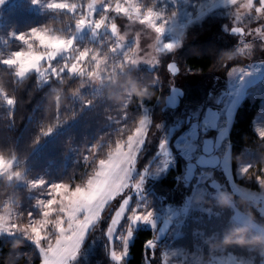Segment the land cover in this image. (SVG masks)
<instances>
[{
  "label": "rangeland",
  "instance_id": "obj_1",
  "mask_svg": "<svg viewBox=\"0 0 264 264\" xmlns=\"http://www.w3.org/2000/svg\"><path fill=\"white\" fill-rule=\"evenodd\" d=\"M11 1L0 0V18ZM84 1L34 0L33 7L38 12L55 9L77 13L78 22L72 28L75 30L67 29L61 33L38 27L28 34L14 32L11 39L17 40L22 47L8 53L0 60V65L14 68L17 78L20 79L34 72L42 85L65 73L72 79L82 78L83 82L78 89L86 88L85 93L88 96L96 92L100 94L97 97L100 103H111L113 106L112 109L108 106L104 109V112L113 114L112 123L107 126L110 136L115 138V132H120L117 134L116 145L104 157H97V169L92 176L78 184L64 179L53 180L43 174L29 177L26 170L19 168L22 162L16 156L0 155L11 162V167L0 172V177L10 174L11 180H17L19 189L28 185L40 190L38 205L41 212L38 218L32 215L29 223L21 229L23 236L29 238L27 241L34 245L29 227L46 220L47 239L41 242L40 247L47 250L59 238V227H63V234L70 238L72 233L69 227L73 222L79 225L87 221L79 253L69 264H109L113 263L109 257L116 241L122 240L125 244L130 239L128 232L133 231L131 245L135 230L151 227L145 222L137 227L126 217L136 214V209H140L139 215H146L151 211L154 216H159L161 208L170 205L174 226L166 242L156 245L153 240L156 256L152 258L149 254L147 258L151 264L153 261L158 262V253L161 254L162 248L165 264H255V257L252 255H242L215 244L212 248L188 251L175 244L174 237L181 233L184 218L190 209L202 208L209 194L213 196L210 202L214 201L216 205L223 199L230 201L235 208L232 212L233 220L247 228L258 230L264 237V226L251 213L239 209L235 205L237 201L234 200L237 198L234 195H239L254 204L264 215V179H261L264 177V170L252 171L249 165L243 163L233 166L229 139L238 107L246 98L250 86L264 79V11H257L261 7L259 0H236V3L232 0H87L85 10H82ZM60 3L67 7H48L49 4ZM118 8L124 11H117ZM149 11L157 14L153 23L162 27V32L157 33L151 23L140 22ZM81 20L85 21L83 25L79 24ZM98 23L99 28L96 26ZM235 26L243 27L245 34H231V29ZM34 31L46 32L50 37H59L72 43L68 47L60 48H55L51 43L42 45L38 39L32 37ZM21 35L25 37L24 40L17 39ZM5 37L0 38V45L8 44L9 40L6 41ZM206 40L222 46L216 57L219 68L210 76H197V83L203 87V93L193 96L189 94L187 87L188 81H196L195 73L185 65L184 59ZM168 44L173 47L168 49ZM19 52L31 53L24 58L30 67L23 73L18 65L3 63L13 59L14 54ZM82 54L86 55L81 58ZM170 58L181 67L180 75L174 79L169 77ZM73 68L76 70L73 71ZM1 83L0 79V96L8 103L11 99L4 92ZM173 85L183 87L185 97L178 109L164 111L165 98ZM220 94H225L224 107L220 111L223 113L225 108L230 111L229 119L222 124L225 139L216 147L217 153L222 157V164L218 170L200 169L205 178L215 181L219 187L215 190L197 189L195 184L191 187L179 184L175 190L177 192L173 194L176 197L179 194L180 201H183V207L178 208L174 201L152 190L153 183L168 172L161 175L163 158L157 161L155 154L158 144L164 138L163 125H171L178 119H195L198 116L202 118V109L216 107L214 101ZM32 123L38 130L44 128L43 118L38 113L33 116ZM255 127L259 135L264 133V116L256 118ZM56 129L57 127L51 128V132L48 130L47 137H54L59 131ZM188 131L189 125L185 123L172 139L175 140L176 136ZM208 135L216 136V132L210 131ZM141 143L143 148L140 147ZM86 157L87 155L85 159ZM73 161L77 160L72 155V163ZM37 184L40 186L37 187ZM57 185L65 186L72 193L79 189L82 194L80 199L86 201L87 207H81L69 219L72 215L69 208L71 194L61 190L57 195L53 191ZM53 200L56 201L55 204L51 208L47 207ZM125 200H128V204L121 203ZM45 212L49 215L45 216ZM16 213V207L10 203L0 213L4 224L0 235H15L14 229L17 227L13 226L17 224ZM159 225L156 223L152 228L157 232ZM231 242L233 244L234 241ZM123 247L118 246L116 252H122ZM210 248L211 254L207 257L205 252ZM36 249L40 252V248ZM129 256L130 247L127 258ZM260 264H264V257Z\"/></svg>",
  "mask_w": 264,
  "mask_h": 264
},
{
  "label": "trees",
  "instance_id": "obj_2",
  "mask_svg": "<svg viewBox=\"0 0 264 264\" xmlns=\"http://www.w3.org/2000/svg\"><path fill=\"white\" fill-rule=\"evenodd\" d=\"M33 1L12 0L10 6L2 11L0 38L6 36L4 39L9 42L5 46L0 45L1 61L12 50H19L22 47L17 40L11 39L14 32L28 34L38 27L61 33L67 29L75 30L72 28L78 22L77 13L55 9L38 12L33 7ZM86 3L87 0L84 1L82 10H85ZM212 42L206 40L184 59L185 65L195 73V79L198 75L210 76L219 68L216 57L220 54L222 46ZM0 79L1 87L13 101L12 104L6 103L0 96V155L16 156L22 162L19 168L26 170L27 176L32 178L43 174L53 180L64 179L78 184L92 176L97 169V157H104L116 145L117 134L120 132L117 130L116 137L112 138L107 128L112 123L113 114L104 112V109L105 106L112 109V104L100 103L97 100L100 94L96 92L88 96L85 93L86 88L78 89L83 79L80 77L72 79L68 73L42 85L34 72L20 79L17 78L14 68L0 65ZM188 84L190 95L200 96L203 93V87L197 83V79L193 82L188 81ZM263 105L264 79L250 86L246 98L238 107L229 136L233 166L243 163L249 165L252 171L264 170V138H258L260 135L255 127L256 118L264 116ZM170 110L172 109H167ZM36 113L43 118L44 128L41 130L32 123ZM55 127L59 131L54 137L48 138L47 131ZM72 155L77 160L73 163ZM184 169L185 161L178 154L172 168L156 180L152 188L153 191L174 201L178 208L183 207V201H180L179 194L177 197L173 195L177 192L175 190L182 183L189 187L182 178ZM216 176L224 181L218 173ZM11 179L10 174L0 177L2 182L0 213L8 203L16 207L17 229H14L13 236L0 235V264H42L39 250L27 241L29 238L24 237L21 232L32 215L37 217L41 212L38 205L40 190L30 188L28 185L19 189L17 180ZM210 196L211 194L207 195L202 208L190 209L180 229L181 235L174 237V243L188 251L212 248L215 244L242 255L248 253L255 257V264H260L264 257V244L255 241L264 240L261 232L233 220L232 212L235 208L230 201L219 200L220 204L216 205L214 201L210 202V198L213 197ZM234 196L237 197L234 198L237 201L235 205L242 211L251 213L264 226V215L257 207L239 195ZM155 235L156 230L152 227L135 230V237L130 245V256L125 260V264H146L150 255H145V241L149 238L154 240ZM226 240L229 242L226 243ZM231 241H234L233 244ZM113 246L112 248L109 246L110 251L118 246H124V241L118 240ZM211 248L209 251L206 249L207 257L211 254ZM162 251L163 248L161 253ZM158 258V262L153 261L152 264H161L159 253Z\"/></svg>",
  "mask_w": 264,
  "mask_h": 264
},
{
  "label": "snow or ice",
  "instance_id": "obj_3",
  "mask_svg": "<svg viewBox=\"0 0 264 264\" xmlns=\"http://www.w3.org/2000/svg\"><path fill=\"white\" fill-rule=\"evenodd\" d=\"M233 3H236V0H232ZM255 2V0H253ZM260 8L257 11H264V0H259ZM49 8H57L64 9L67 7L66 4H49ZM117 11H124L123 9H117ZM157 19V14L153 11H149L147 15L141 20V23H151L152 27L155 28L157 33L162 32L164 29L162 27L157 26L153 21ZM85 21L81 20L79 22L80 25H83ZM102 23V22H101ZM97 28L100 27L98 23ZM32 37L38 39L42 45L51 43L55 48L60 47H68L72 43L71 41H63L59 37H50L46 32H33ZM19 40H24V36L17 37ZM182 46V43H181ZM168 49L173 47L172 44L166 45ZM31 53H15L13 59L3 61L6 65L16 64L19 66L21 73L26 71L30 65L25 62V57L30 56ZM86 54H82V57ZM171 54L169 53V56ZM33 59H38V57H33ZM169 65L173 66V69H169V77L174 79L176 75H179V66L176 65L175 61L171 58L169 59ZM73 71L76 69L73 68ZM183 95L182 89H178L176 85H173L169 88V107L176 108L178 106L179 97ZM224 95L220 94L215 101L214 104L216 107L209 106L203 111V117H196L195 119L184 118L183 120L174 121L171 125H163L165 129L164 138L158 144L156 149V159L157 161H161L163 166V175L167 171H169L173 164L176 162L177 154L185 161V170L183 173V180L186 184H189L191 187L192 184L196 185L197 189H211L215 190L219 187L215 181L208 180L205 178L204 173L200 171V169L206 167H214L217 163L216 157L213 155L215 151V147H218L222 141L225 139L224 131L222 128L223 122L227 121L230 116V111L228 108L224 109L222 113L220 109L224 107ZM9 104H12L13 101L9 100ZM187 123L189 125V131L181 133L180 136H176L175 140H173V136L175 133L180 130L184 124ZM210 131H215L216 136L210 137L208 133ZM51 132V129H49ZM258 138H264V133H261ZM140 147L143 148V143L140 144ZM11 167V162L6 161L2 156H0V172ZM179 178V177H178ZM261 179H264L262 177ZM229 180H231V176H229ZM43 182L41 181L40 184ZM37 184L36 186H40ZM61 190L68 191L71 194V199L69 203V208L71 209L72 215H70L69 219H72V216L75 212L79 211L81 207H87V203L84 200L80 199L82 195L80 190L77 189L75 193H72L70 189H65L63 185H57L53 189L57 195L60 194ZM55 200L50 201L47 207L51 208L53 204H55ZM121 203L128 204V200L122 201ZM131 211V209H128ZM136 214L132 216L126 217L131 221L133 225L137 227L141 222L148 223L151 227H155L156 223H159L161 226L158 229V237H164L168 229L172 226V219L174 218L172 214L171 206L169 205L167 208H161L159 216H154L151 211H149L146 215H139L140 209H136ZM167 213V215H165ZM45 216H48L49 213L45 212ZM237 218L238 215H237ZM47 221L42 220L40 222L34 223L30 225L29 230L32 233L34 238V246L40 248L41 252V262L42 264H69L70 260H74L75 257L79 253L81 241L85 235V228L87 226V221L82 224H73L69 227V231L72 235L66 237L64 233V228L59 227L58 232L60 233L59 238L55 242L54 245H50L47 250L40 247L42 241L47 239L46 236V226ZM4 224L3 217H0V234H2ZM15 227V226H13ZM134 235L133 231L128 232V236L131 239ZM130 239L128 242H125L123 251L117 253L115 248L110 252V258L113 261V264H124V261L127 259L129 254L130 247ZM151 255L152 258H155V242L149 238L145 241V255ZM161 264H164V254L161 253ZM147 264H151V261L148 260Z\"/></svg>",
  "mask_w": 264,
  "mask_h": 264
},
{
  "label": "water",
  "instance_id": "obj_4",
  "mask_svg": "<svg viewBox=\"0 0 264 264\" xmlns=\"http://www.w3.org/2000/svg\"><path fill=\"white\" fill-rule=\"evenodd\" d=\"M231 34L236 35V36L244 35V34H245V29H244L243 27H237V26H235V27H233V28L231 29ZM175 63H176V65H178V63H177L176 61H175ZM178 66H179V65H178ZM170 68L174 70L173 66L168 65V71H169ZM180 72H181V69H180V67H179V74H180ZM176 76H178V75H176ZM176 86H177V85H176ZM177 88H178V89H182V92H183V95L179 97L178 106H177L176 108H170V107H169V94H168V95L166 96V98H165V106L163 107V110H164V111L167 110L168 108H169V109H178V108L181 106L182 101H183V99H184V97H185V89H184L183 87H180V86H177ZM210 137H213V136H210ZM213 155L216 157V160H217L216 165H215L214 167H206V168H203V169H217V168L220 167V165H221V163H222V158H221L220 154L216 153V147H215V151H214ZM186 185L189 186V184H186ZM160 226H161V225H159V227H160ZM173 226H174V219H172V226L168 229V231L166 232L165 236L162 237V238H160L159 240L157 239V237H158V235H159L158 230H157L156 235H155V238H154L155 242H156V243H161V242H163V241L168 237V235H169V233L171 232ZM158 229H159V228H158Z\"/></svg>",
  "mask_w": 264,
  "mask_h": 264
},
{
  "label": "clouds",
  "instance_id": "obj_5",
  "mask_svg": "<svg viewBox=\"0 0 264 264\" xmlns=\"http://www.w3.org/2000/svg\"><path fill=\"white\" fill-rule=\"evenodd\" d=\"M237 235H239V233H237ZM229 240H230V238H229ZM229 240H226V243L229 242ZM255 242H256V243H262V244H264V240L255 241Z\"/></svg>",
  "mask_w": 264,
  "mask_h": 264
}]
</instances>
